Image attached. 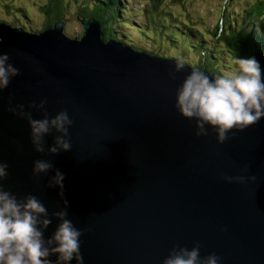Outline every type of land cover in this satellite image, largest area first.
Returning <instances> with one entry per match:
<instances>
[{"label":"water","instance_id":"water-1","mask_svg":"<svg viewBox=\"0 0 264 264\" xmlns=\"http://www.w3.org/2000/svg\"><path fill=\"white\" fill-rule=\"evenodd\" d=\"M80 23L78 41L61 34L59 21L38 35L0 23V52L19 69L0 92L5 189L45 206V240L59 223L52 213L64 210L82 230L83 264H162L174 245L194 244L220 264H264V118L230 130L223 143L208 125L206 135H194V120L176 111L174 97L196 67L176 70V60L104 43L94 20ZM41 99L43 109L32 106ZM16 105L32 119L66 109L70 149L48 153L60 135L50 129L45 151L35 152L27 120L9 111ZM35 159L52 169L33 177ZM55 170L62 194L48 186Z\"/></svg>","mask_w":264,"mask_h":264},{"label":"clouds","instance_id":"clouds-1","mask_svg":"<svg viewBox=\"0 0 264 264\" xmlns=\"http://www.w3.org/2000/svg\"><path fill=\"white\" fill-rule=\"evenodd\" d=\"M231 63L233 66L229 71L214 73L216 76L211 80L198 70L203 68H193L175 91L174 108L182 117L194 120V135H206L204 126L208 125L214 130L217 143L227 140L230 130H242L264 118V80L258 61L251 57H234ZM184 65L185 61L177 58L175 69L180 70ZM17 75L19 69L10 62L9 54L0 52V92ZM44 104L41 99L32 106L43 109ZM9 111L27 120L29 139L35 152L45 151L42 138L50 129L60 135L54 137L47 152L55 154L70 149L68 129L73 121L66 109L51 117L45 113L42 119H32L23 111V105H16ZM8 167L7 162L0 160V264H70L72 261L83 264L79 239L82 230L65 218L64 210H60L52 213L59 223L45 240L43 230L50 223L45 206L32 194L17 198L5 189L3 181L9 174ZM49 169L52 164L48 160L32 161L31 174L35 178ZM223 179L243 178L225 175ZM62 181L63 174L55 170L48 179V186L57 187L62 194ZM52 256L54 259L49 258ZM162 264H220V257L214 253L201 256L199 244L190 249L174 245Z\"/></svg>","mask_w":264,"mask_h":264},{"label":"trees","instance_id":"trees-1","mask_svg":"<svg viewBox=\"0 0 264 264\" xmlns=\"http://www.w3.org/2000/svg\"><path fill=\"white\" fill-rule=\"evenodd\" d=\"M173 2V4L168 5V0H145L143 4L142 11L147 14V23L143 25L144 28L138 27L139 37H141L140 41L146 37L156 41L157 45H162V50L157 52L156 55H161L163 50H166L165 47H176L177 49L178 45H174L173 42L180 41V49H177V51L174 50L171 56L165 51L162 55L177 60L182 53L189 55V52H196L201 55V58L199 56L200 59H197L198 62L194 63L192 60L187 59L184 60L185 64L203 68L217 75L220 72L218 70L220 66L218 63L219 60L223 61V59L228 60L229 58V61L232 62L234 57H251L258 61L261 68V76L264 80V35L258 32L260 38L259 40L256 39V36L253 35L256 33L255 25L249 23L245 24L240 21L236 26L237 22H235V19H230L228 17V21H224L222 18L223 15H221L222 22L217 24L213 29L208 30L202 25L201 20H199L200 22L197 25V23L191 19L192 16L188 14L187 10L185 11L188 21L182 19L179 22H174L176 19L173 18L171 12L162 11L176 5L181 7L182 5L179 3H185V0H173ZM247 2L253 5L255 0H248ZM13 4L14 0H11V2H4L2 6L8 9V7ZM255 5L256 6L252 7L253 14L261 15L262 13L257 14L256 8L258 5L257 3H255ZM260 5H263V2H261ZM69 7H72L76 15H79L80 18H94L98 20L104 40L115 39L123 45H129L135 49L138 48L136 46H144L142 41L138 42L136 38L135 41H133L127 38L126 35L118 34L116 31L117 23L123 27L129 25L127 21L128 18L130 19V13L132 12V9L125 5L123 0H71V2L69 0H44V3L37 6L36 9L44 18L46 17V20L42 24V28L44 29L52 26L55 21H63L65 19L66 9ZM14 10L15 18L12 19L11 22L13 25L19 24L18 26H22L24 23L23 20L28 17L26 13H29V9L26 8L23 3H20ZM169 17L172 19L169 20ZM2 22H5V20L0 19V23ZM172 22L177 25L179 24V28L177 25H173ZM255 22H257V20ZM168 27H171V29ZM130 28L134 30V28ZM28 29L31 32L41 31V28H35L33 26L28 27ZM261 30L262 29H260V31ZM125 38L127 40H125ZM192 39L197 40L193 41ZM257 42L261 44H257ZM213 44L219 45L218 50L214 48ZM214 50L218 53L213 54L215 52ZM143 51L154 54V52L147 49Z\"/></svg>","mask_w":264,"mask_h":264},{"label":"rangeland","instance_id":"rangeland-1","mask_svg":"<svg viewBox=\"0 0 264 264\" xmlns=\"http://www.w3.org/2000/svg\"><path fill=\"white\" fill-rule=\"evenodd\" d=\"M69 1L71 2V0ZM247 1L248 0H185V3H179L183 7L182 6L179 7L176 5V6L171 7L170 9H165L162 12H166V11L168 13L171 12L173 14L172 15L173 18L176 19L174 22H179L182 19L185 20L186 18H188L186 16L187 13L185 11L187 10L188 14L192 16L191 19H193L194 22L197 23V25L200 22L199 20H201L202 25L205 26V28H207L208 30H211L217 24H220V22H222L221 15H223L222 18L224 21H228L229 18L235 19V22H237L236 26L240 23V21L244 22L245 24L249 23L251 25H255L254 27H255L256 33H254L253 35L256 36V39L259 40L260 35L258 32H261L260 29L264 28V23H263L264 22V13H263L264 5H260L262 0H255L253 5H251V3ZM4 2H11V0H0V19L5 20L4 23L13 25L11 21L12 19L15 18L14 9L18 7L20 3H23V5H25V7L29 9V13H30V14L26 13L28 17L27 19L23 20L24 22L23 26L27 30H29L28 27L30 26H33L35 28H41V30H43L42 24L46 20L45 19L46 17L44 18L40 13L37 12L36 9H37V6L44 3V0H14V4L10 5L8 9L3 8L2 4ZM123 3L132 9V12L130 13V19L128 18V21H127L129 25L123 27L121 25H118L119 23H117L116 31L118 32V34L120 33V34L126 35L127 38H130L133 41H135V38H136V41L138 42L142 41L144 46L139 47L135 45L136 47H138L137 49L139 50L147 49L149 51L154 52V54L156 55L157 52L162 50L163 46L157 45L156 41L150 38H146V37L140 41L141 37H139V32H138V29L136 28V27L144 28L143 25H146L147 23V14H145L144 11H142L145 0H123ZM173 3H174L173 0H168V5L173 4ZM255 3H257L258 5L256 8V12L257 14L262 13L261 15L253 14L252 7L256 6ZM263 4H264V1H263ZM80 19H83V18H80L79 15H76V12L74 11L72 7L67 8L66 13H65V19L62 22L63 32L69 37H73V38L79 37V35L83 31L82 25L80 23ZM171 19L172 18H170L169 20ZM186 20L188 21V19ZM256 20L257 22H255ZM174 22L172 23L177 25ZM16 25L18 26L19 24H16ZM132 25L134 27V30L130 28L132 27ZM177 26L179 28V24ZM232 26H233V23H232ZM168 28L171 29V27H168ZM125 40L127 39L125 38ZM192 40L196 41L197 39H192ZM258 43L261 44L260 42H257V44ZM173 44L174 45L177 44L178 45L177 49H180L179 48L181 47L180 41L173 42ZM213 45H214V48L218 50L219 45L218 44L217 45L213 44ZM165 48L166 50H163V53L165 51L166 53H168L169 56H171L174 50L177 51L176 47H172V48L165 47ZM217 53L218 52L215 51L213 54H217ZM162 54L161 56H163ZM169 56H164V57H169ZM199 56L201 58L200 54H197L196 52L195 53L189 52V55L182 53L180 55V58H182L183 60L189 59V60H192L194 63H197L198 62L197 59H200ZM218 63L220 65L218 67L220 74L223 72L229 71L233 66L231 65L232 63L229 61V58L228 60L227 59H223V61L219 60Z\"/></svg>","mask_w":264,"mask_h":264},{"label":"bare ground","instance_id":"bare-ground-1","mask_svg":"<svg viewBox=\"0 0 264 264\" xmlns=\"http://www.w3.org/2000/svg\"><path fill=\"white\" fill-rule=\"evenodd\" d=\"M85 19L94 20V22L97 24V28H98V30L100 29V32H101V35H99V40L102 41V42H104V43H107V41L104 40V38H103L102 30H101V26H100L98 20H96V19H94V18H85ZM59 22L62 23L63 21H59ZM2 23H4V22H2ZM5 24H6V23H5ZM53 25H54V23H53ZM53 25L50 26L49 28H53ZM173 25H174V24H173ZM7 26H8L9 28H11V29H17V28H19V29H21L23 32L28 33V34H32V35H38V34H40L41 32H43L44 29L46 30V28H48V27H46V28H44L43 30H41V31H39V32H31V31L27 30L23 25H22V26H17V25H10V24H7ZM82 32H83V31H82ZM61 34H62L63 36H67V35L63 32L62 27H61ZM81 35H82V33L79 35V37H76L77 41L80 39ZM68 37H69V36H68ZM113 40H115V39H113ZM115 41L117 42V40H115ZM118 42H119V41H118ZM122 45H123V44H122ZM124 46H126V45H124ZM127 46H129V45H127ZM130 47H131V46H130ZM132 48H133V47H132ZM134 49H135V48H134ZM136 50H139V49H136ZM139 51H143V50H139ZM145 52H146V51H145ZM147 53H148V52H147ZM154 55H155V54H154ZM156 56H161V55H156ZM161 57H164V56H161ZM164 58L172 59V58H170V57H164ZM173 60H175V59H173ZM205 71L208 72L209 74H214V73H212V72H210V71H208V70H205Z\"/></svg>","mask_w":264,"mask_h":264}]
</instances>
